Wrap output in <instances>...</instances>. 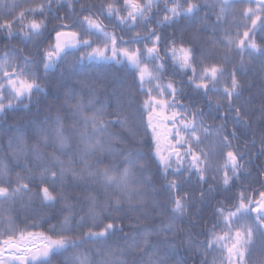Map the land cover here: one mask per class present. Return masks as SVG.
I'll use <instances>...</instances> for the list:
<instances>
[{"label":"snow or ice","instance_id":"snow-or-ice-1","mask_svg":"<svg viewBox=\"0 0 264 264\" xmlns=\"http://www.w3.org/2000/svg\"><path fill=\"white\" fill-rule=\"evenodd\" d=\"M247 2L251 4L253 0ZM77 4L80 18L69 25L65 21L70 16H61L59 12L67 8L76 15ZM228 6L229 0H222L215 22L205 24L200 30L219 28L226 20ZM0 7L4 9L0 12V41L6 42L5 47L13 40L19 41L24 49L31 45L36 53L34 55L29 50L25 54L24 49L17 48L0 57V116L10 110L30 111L33 96L44 92L40 66L43 67V79H47L50 72L54 73L69 55L76 52H80V61H114L130 71L135 95L145 97L136 101L129 90L125 106V94L120 92L117 95V119L108 122L104 119L108 113L103 106L97 108L92 100L85 105L82 99L68 92L65 103L72 109L74 117H80L71 123L73 135L65 134V125L57 116L50 121V127L36 129L35 144L30 145L23 134L10 138L8 149L17 162H25L18 163V166L27 175L17 173L13 179L12 170L6 165L0 166V201H15L32 194L44 206L64 202L68 215L64 216L59 228L52 226L51 234H21L18 240L9 235L0 243V264H52L53 258L65 253L70 255L64 257L63 264H169L168 253L157 252L151 237H160L159 243L169 244V237L178 235L176 224L182 223L189 211L190 196L183 192V186L196 177L197 184L207 183L208 190L212 191L219 177V184L227 191L244 175L243 155L233 148L231 142L238 133L251 129L248 105L252 101L245 99L241 102L244 85L237 74L245 67V54L249 59L255 55L264 57V47H259L252 39L257 31L264 32V0H257L256 8L248 7L242 11V18L250 21V26L243 24L245 30L242 33L237 31L232 36L225 30L224 37L213 39L209 48L202 45L198 48L196 37L184 38L186 31L208 19L207 15H199L208 7L200 0H107L98 8L87 0H13L10 5L0 0ZM93 10L120 33L107 31V26L96 18ZM53 20L60 23L50 30L49 24ZM77 26L81 31H66ZM169 28L175 30L169 33L166 31ZM52 32L55 33L54 43L42 49ZM92 36H96L100 43L90 39ZM219 47H223L226 53L240 56L239 65L231 72L226 67L227 55L222 62L213 61V50ZM165 75L172 79L162 84ZM64 76L65 72L61 71V78ZM176 77L181 80L179 87L175 83ZM82 86L90 90L94 87L87 83ZM187 97H192L188 106L179 103V99ZM73 99L75 103H72ZM86 110L92 115H85ZM213 113L214 119L224 122L216 130L221 149L219 155L224 160L221 165H214L209 154L199 147L203 143L199 133L207 131L203 127V118L206 115L212 117ZM259 114L264 122V104ZM161 121L171 125L163 136L157 131ZM229 122L231 131H228ZM111 123L119 125L122 133L111 132ZM8 130L12 131L11 128ZM73 139L83 145L78 153L82 165L79 170L68 151ZM259 143L260 152L264 154V136ZM49 147L54 151L45 156L41 148ZM144 147L148 148L147 153L143 151ZM224 149L228 150L225 152ZM56 152L68 155L69 159L62 160ZM105 154L112 158L106 166H100L104 164L103 159L91 162V157ZM31 158L37 161L36 171L29 167ZM148 161L156 165L166 181L162 185L167 194L165 202L157 199L152 177L146 175ZM209 175L212 183H208ZM69 177L75 183L93 186L84 197L87 208L79 219L73 211L74 205L68 202L69 197L62 190ZM33 183L38 189L35 193L30 187ZM259 183L264 187V180ZM246 192L247 189L226 196V204L216 207L213 213L215 223L201 233L206 237L204 242L197 244L189 234L187 247L203 257L201 264H210L207 257L214 252L220 255L213 256L211 264H253V252L264 253V191H259L258 198L255 192L251 196ZM204 196L205 191L201 189V197ZM120 214H137L140 219L155 220L165 216L170 219L168 223L161 221L159 230H145L139 239L131 238L125 248L118 250L116 260L111 259L116 253L103 247L95 251H79L89 242L105 241L117 231H123L115 223ZM84 228L88 230L81 231ZM149 251L152 255L144 261ZM256 264H264V256Z\"/></svg>","mask_w":264,"mask_h":264},{"label":"trees","instance_id":"trees-1","mask_svg":"<svg viewBox=\"0 0 264 264\" xmlns=\"http://www.w3.org/2000/svg\"><path fill=\"white\" fill-rule=\"evenodd\" d=\"M13 0H4L5 4L10 5ZM88 3H95L97 8L101 3H106L107 0H87ZM143 2V0H141ZM202 5L206 4V7L202 12L199 13L201 17L207 15L208 19L202 21V23L197 24L194 28L189 29L185 32V40H191L193 37L197 39V47L201 45L204 48H209L211 46V41L213 39H222L224 37L225 30H227L232 36H235L236 32H243L245 29L243 27L244 23H248L250 26V21H245L241 13L244 9L248 7L256 8L257 0H253V3L249 4L247 0H229V6L226 10L227 16L226 20L221 23V26L215 30L211 27L206 30H200L204 28V25H212L216 20V13L220 11L222 6V0H200ZM77 9L76 15H73L70 9H61L59 15L70 16L69 20L65 23L72 25L74 21H78L79 16V5H75ZM4 11L0 7V12ZM55 14V10L54 13ZM88 15L89 13H84ZM93 14L96 18L100 19L106 26L107 31L120 33L118 28H115L112 24H109L107 20L103 17L96 15V10H93ZM162 15V13H161ZM157 19L160 17L157 16ZM59 21L53 20L49 24V29L56 28ZM183 23H187L184 21ZM239 25V27H237ZM59 30V29H57ZM175 29H166L167 32L171 33ZM66 31H81L80 28L70 27ZM83 35V33H81ZM93 41L100 43L96 36L90 37ZM125 40L128 39L127 36L124 37ZM259 47H264V32L257 31L256 35L252 37ZM55 33H51V38L45 40L41 48H47L49 43H54ZM6 42L0 41V57L4 55L7 51H12L17 48L24 49V45L20 44L19 41L13 40L7 47H5ZM96 46L95 44L93 45ZM31 50L35 55V50L32 49L31 45L27 49H24L25 54ZM84 51V49H81ZM90 51V49H88ZM214 62H222V58L227 55L228 63L226 67L228 71L231 72L234 66H238L240 63V56L235 55L232 52H227L223 47H219L213 50ZM110 55V53H109ZM80 52H76L74 55H69L65 61L60 64V67L56 69L54 73H49L47 79H43V67L40 66L41 86L44 88V92L33 96V104L30 111H9L8 113L0 116V166H7L11 169L10 175L15 179L17 173L22 176H26L27 173L19 164L25 163L24 161H19L11 155L8 149V144L10 138L16 135L23 134L27 142L31 144L36 143L35 131L38 128H48L50 127V121L54 120L57 116L61 118L65 125V134L73 135L71 123L75 120H80V117L73 116L72 109L65 103L68 92H71L74 97L82 99L85 105L88 104L89 100H92L97 108L103 106L108 113L104 119L108 122H114L117 117L115 115L117 108V95L120 92H124V102L127 105L128 91L131 90L136 101H142L145 97L143 95H135V88L133 87V78L130 71H126L122 66L117 65L114 61H103L98 59L83 61L79 60ZM245 67L243 71L238 73V78L244 85V91L242 93L241 102L245 99L252 101L248 105V110L251 113V129L245 130L242 133H238V137L232 140L233 148L243 155V160L245 167L243 169L244 175L240 176L235 181V185L229 186L227 191L224 190L223 186L219 184V177H217V184L212 191L208 190V184H197L196 177L192 178V181L187 185L183 186V192H186L190 196L189 200V211L184 221L177 222L176 229L178 235L175 237H169V244L159 243L160 237L152 236L151 240L155 245V250L160 254L168 253L169 264H201L203 257L194 254L187 247L186 241L189 234L192 238L200 244L205 241L206 237L201 233L206 230L211 229L215 223V217L213 215L217 206L221 204H226L225 197L238 194L240 191L247 189L246 194L251 196L254 194L258 198L259 191H264V187H261L259 181L264 180V154H261L259 143L264 132V122L260 119L259 109L262 104H264V57L255 55L249 59L248 55L245 54L244 57ZM61 71L65 72V76L61 78ZM172 79L171 76L165 75L162 84L168 83ZM82 83H87L94 86L93 90L88 87H83ZM176 85L179 87L181 85V80L176 77ZM187 92L188 89L185 88ZM192 97H195V93H192ZM181 98L179 103H183L185 106L190 104L191 98ZM216 97H214V100ZM75 103V99L72 100ZM206 103V102H202ZM177 110H180L179 108ZM170 111L168 114H170ZM85 115H92L91 111L86 110ZM215 113L212 117L205 116L203 118V127L207 131H201L199 135L201 136L203 143L199 146L204 152L209 154V157L214 165H221L224 163L223 158L219 155L220 146H218V133L217 128L223 124V120L214 119ZM120 118H123L122 116ZM82 125V121H80ZM167 122L161 121V126L157 129L162 136L166 133L168 129ZM12 129L9 131L8 129ZM171 128V127H169ZM232 124L229 122L228 131H231ZM109 130L115 133H122V129L119 125L115 123L110 124ZM89 131L91 129L89 128ZM150 136V133H149ZM253 138H255V143H253ZM164 141L162 140V145ZM71 148L68 150L69 155L73 157L76 161L74 166L77 170L81 168L79 163L78 153L83 149V145L79 144L76 139L71 141ZM228 149H224L226 152ZM41 151L45 156L53 153L52 148H41ZM144 152H148V148H143ZM56 155H60L56 152ZM62 160L67 161L69 159L68 155H60ZM97 159H103L104 164L101 167L106 166L112 162V158L107 156H93L91 157V162H95ZM37 161L31 158L29 167L36 171L35 165ZM149 170L146 175L152 177V182L154 185L157 199L160 202H165L167 194L165 193L162 185L166 183L162 176L157 171L156 165L152 161H148ZM250 173V175L248 174ZM222 175V173H221ZM172 177H169L171 179ZM38 183V182H37ZM208 183H212L211 175H209ZM15 187V184L12 185ZM32 192L38 191L36 188V183L30 185ZM93 186L90 184H78L71 180L69 177L65 181L64 188L62 189L66 196L69 197V203L74 205V213L76 218L79 219L81 215L85 214L87 208V202L84 199L88 195L89 190ZM201 189L205 191V196L201 197ZM58 191L61 189L58 188ZM231 207V205H227ZM68 215L65 210L64 202H57L54 206H44L38 197L28 194L24 195L22 199H17L15 201H0V243L7 239L9 235L14 237V240H18L21 234L27 236L28 233H44L51 234L49 230L55 225L59 228L61 221L64 216ZM115 215V214H114ZM170 217H157L153 219H140L137 214H129L125 216L120 214L115 220L118 227L123 228V231H117L114 235L110 236L105 241H97L95 243L89 242L79 251L89 252L95 251L100 248H105L116 253L111 259L116 260L119 257V249L125 248L128 243L131 242V238L136 237L139 239V235L142 231H154L159 230L163 223H168ZM10 222V223H9ZM108 221L105 220V223ZM195 224V227L192 225ZM88 229L84 228L81 231L86 232ZM98 230V229H97ZM128 239H125V238ZM70 255V253H65L62 256L53 258L52 264H63L64 257ZM152 255L149 251V255L145 256L143 259L147 261ZM219 252H214L207 257L210 264L213 256H219ZM264 256V253L260 251H254L252 254V262L256 264V261ZM137 259L139 256L137 255Z\"/></svg>","mask_w":264,"mask_h":264},{"label":"rangeland","instance_id":"rangeland-1","mask_svg":"<svg viewBox=\"0 0 264 264\" xmlns=\"http://www.w3.org/2000/svg\"><path fill=\"white\" fill-rule=\"evenodd\" d=\"M169 127H171V125H170V124L168 125V129H170ZM168 129H167V130H168ZM37 243H39V241H37ZM28 246H29V247H31V245H30V244H29Z\"/></svg>","mask_w":264,"mask_h":264}]
</instances>
